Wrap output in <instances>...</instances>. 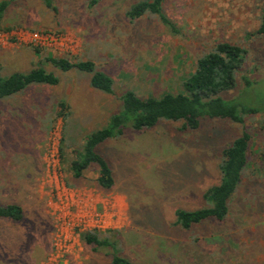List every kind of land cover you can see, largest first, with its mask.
I'll return each instance as SVG.
<instances>
[{"label": "rangeland", "instance_id": "obj_1", "mask_svg": "<svg viewBox=\"0 0 264 264\" xmlns=\"http://www.w3.org/2000/svg\"><path fill=\"white\" fill-rule=\"evenodd\" d=\"M140 1L9 5L0 22V75L53 69L50 55L90 60L113 79L114 94L93 89L89 74L57 71V86L33 85L0 100V205L24 209L20 222L0 219V264H111L110 250L81 239L91 230L136 264H264V0H164L177 32L154 14L129 21L126 11ZM220 42L247 51L236 89L223 97L254 103L259 113L242 124L206 119L194 131L161 121L107 141L98 151L112 168L111 190L97 185L95 166L73 176V151L105 126L125 91L143 98L182 91L196 61ZM244 77L254 84L246 87ZM243 132L248 165L231 216L179 229L176 209L205 206L204 192L220 181L222 152Z\"/></svg>", "mask_w": 264, "mask_h": 264}, {"label": "trees", "instance_id": "obj_2", "mask_svg": "<svg viewBox=\"0 0 264 264\" xmlns=\"http://www.w3.org/2000/svg\"><path fill=\"white\" fill-rule=\"evenodd\" d=\"M12 1L14 0L0 2V22ZM45 2L48 7H53L52 0ZM163 2L164 0L140 1L133 4L125 16L133 22L146 14H154L171 30L177 32L174 23L162 10ZM258 33L264 35V8ZM246 53L247 51L239 45L220 42L214 50L196 61L194 70L183 81L182 91L165 92L160 96L150 95L146 98L134 91H125L120 97L119 109L109 116L105 126L88 134L82 147L73 151L74 157L70 163L73 176L82 178L89 168L95 166L98 170L97 185L103 190H111L116 184L114 174L107 159L98 151L99 146L107 141L119 139L127 131L141 132L153 129L161 121L183 122L185 130L194 131L198 130L206 119H229L242 124L245 116L259 113L261 110L254 103L245 104L239 97H223V94L236 89L238 73L243 67ZM46 62L53 69L40 64L27 73L0 75V100L16 96L33 85L57 86L60 82L57 71L89 74L90 86L93 89L107 95L114 94L113 79L99 71L90 60L74 62L68 58L50 55ZM243 80L246 87L254 84L247 77ZM59 108L60 116L66 119L68 105L61 101ZM249 140V134L243 132L222 152L219 164L220 181L204 192L205 206L196 210L176 209L175 226L183 231H190L194 226L206 222L223 223L231 216L232 202L248 165ZM23 218L24 209L20 205H0V219L20 222ZM81 239L95 251L110 250L111 264H136L119 253L115 241L110 237H103L96 230L83 232ZM198 240L199 238L196 239Z\"/></svg>", "mask_w": 264, "mask_h": 264}]
</instances>
